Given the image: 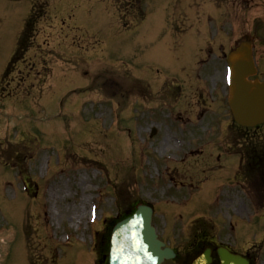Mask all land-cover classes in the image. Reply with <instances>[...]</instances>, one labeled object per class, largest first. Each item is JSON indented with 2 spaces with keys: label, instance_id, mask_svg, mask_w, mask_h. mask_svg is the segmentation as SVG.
<instances>
[{
  "label": "rangeland",
  "instance_id": "rangeland-1",
  "mask_svg": "<svg viewBox=\"0 0 264 264\" xmlns=\"http://www.w3.org/2000/svg\"><path fill=\"white\" fill-rule=\"evenodd\" d=\"M223 1L0 0V73L8 65L30 13L33 20L29 24L34 26L27 34L32 33L31 37H25L31 49L23 64H14L12 70L19 65L30 66L33 59V65H37L38 58L37 75L32 66L23 70L28 76L24 75L19 87L15 88L18 79L7 84L10 99L0 97V264H30L31 260L34 264L94 263L93 234L100 226L99 221L89 223V208L98 207L99 218L101 214L107 217L104 214L108 211L113 215L114 198L119 190L116 186L123 189V182L139 188L144 183V166L149 163L144 153V138L148 135L145 132L156 127L142 122L152 118L145 114V104L168 102L173 80H168L165 70L171 64L185 65L176 62L175 57L182 55L187 61L190 59L188 49L193 52L195 48L190 44L198 41L197 19H205L215 8V13L222 17L223 10L228 8L224 4L227 1ZM263 7L264 1L260 0L247 11V20L258 17L255 24L262 35L255 44L261 51L264 50ZM233 9L232 6L226 10L231 13L230 19ZM210 19V24L219 25L216 15ZM223 24L232 42L238 36V26ZM246 29L249 31L250 25ZM221 30L219 26V34L224 33ZM15 62L17 58L11 64ZM95 74H99L98 81L91 80ZM104 74H109V78ZM147 80L149 96L144 94ZM99 81L109 82L112 88L99 90L102 84ZM154 81L163 90L162 95L152 93ZM115 83L121 87L117 94H113ZM189 93L190 89L184 96L187 105L192 99ZM143 95L147 97L145 100ZM176 104L182 106L179 99ZM182 108L184 117L195 112L191 105ZM169 114V109H163L158 115L164 118ZM163 128L156 127L162 139L158 135L148 139L164 159L159 153L168 143L166 140L172 139L173 147L179 142ZM157 168L150 166L153 186L158 178ZM220 169L217 168L218 175L224 170ZM210 170L211 166H197L189 175L210 179ZM216 182L207 184L199 194L213 193ZM140 187L139 198L156 199L159 212L164 202L155 198L158 193L151 194L156 191ZM238 191L236 188L235 193ZM238 194L242 198V190L235 195ZM187 204L179 201L178 205ZM229 207L244 222L248 221V215L251 218V223L243 226L245 233L252 232L249 238L256 239L254 232L260 229L264 237V203L258 209L255 219L261 222L257 224L251 214L254 209L247 200L234 201ZM221 208L219 218L212 217L215 226L229 228V222L234 219L236 245L252 243L249 238L238 237V219ZM190 220L176 219L172 225L181 229L164 231L166 242L180 251L181 256L186 237L181 226ZM232 230L226 235L230 236V243ZM257 264H264V250Z\"/></svg>",
  "mask_w": 264,
  "mask_h": 264
},
{
  "label": "water",
  "instance_id": "water-1",
  "mask_svg": "<svg viewBox=\"0 0 264 264\" xmlns=\"http://www.w3.org/2000/svg\"><path fill=\"white\" fill-rule=\"evenodd\" d=\"M244 47H241L237 52L244 51ZM242 63L236 64L233 68V79L231 85V98L230 107L235 121L242 126H254L256 124L264 122V84L248 83L244 80V77L249 73L245 68V64L248 62L247 57H243ZM148 219V217H146ZM139 216L136 218L135 226L140 229L142 226L146 227L144 231H140L136 234V238L144 236L145 244H148V251H151V255H161L158 252L157 242L153 232L148 229L147 219ZM122 237V236H121ZM223 264H242L237 258L228 259L226 255L220 253ZM231 260V261H230ZM131 263V260L128 261ZM133 263V261H132ZM208 254H205L202 258L197 260L194 264H208Z\"/></svg>",
  "mask_w": 264,
  "mask_h": 264
},
{
  "label": "flooded vegetation",
  "instance_id": "flooded-vegetation-1",
  "mask_svg": "<svg viewBox=\"0 0 264 264\" xmlns=\"http://www.w3.org/2000/svg\"><path fill=\"white\" fill-rule=\"evenodd\" d=\"M256 1L258 0H239L238 2V6L241 10V13H242V16L243 18L241 19L240 21V28H241V36L239 37L241 40L239 41H245L247 40L248 38V35H247V31L245 30V27H246V21H245V16H246V11H247V8L252 6L253 3H255ZM251 33V32H250ZM256 36V32H254V37ZM212 40L208 39L206 42L208 43L207 46L205 47V50H203V58H199L201 59L200 61V67H199V70H200V75L203 77L204 75V78H205V81L206 82H210V84H214L215 87H217V84L219 85V83L222 84L221 82V69H220V62L222 60L223 61H226V54L229 53L231 51V48L229 46V43H225L223 40H220L219 38V41H216L215 40V37L212 36L211 37ZM253 57H254V61H255V67L257 69V73H258V76L260 74V71L263 70V62H262V57L261 55H259L257 53V51H255V49H253ZM208 103V99H206L204 101V106H206ZM211 104H215V109L218 111L220 110L221 108V105L219 104V100L214 99L213 101H211ZM202 104H200L201 106ZM225 135L228 136L229 133H224ZM191 146L188 148V150H191ZM203 152L201 151H189V155H194V154H202ZM184 159H182L179 163V165H182V162H183ZM219 157L217 158V161H219ZM201 166H203L204 168H207L211 165H208V164H203V163H200ZM174 171H181L183 172L182 170H179L178 167H175L174 168ZM169 175H174L176 174V172L172 173V172H169L168 173ZM179 174V173H178ZM176 179V178H175ZM177 181H189L190 182V185H193L191 182H195L194 180H191V179H181L179 178V176H177Z\"/></svg>",
  "mask_w": 264,
  "mask_h": 264
},
{
  "label": "bare ground",
  "instance_id": "bare-ground-1",
  "mask_svg": "<svg viewBox=\"0 0 264 264\" xmlns=\"http://www.w3.org/2000/svg\"><path fill=\"white\" fill-rule=\"evenodd\" d=\"M51 196H53V194H51ZM135 223L136 222H134V224L126 225L123 228H121V229H127L128 228L129 231H128V233H126V238H125V236H123V237L118 236L119 240H120V245H122V246L125 245L126 244L125 240H127L128 243H131L132 241H137L136 240V234L139 232V229L136 228ZM116 243H118V238H117V242ZM122 246H120V248ZM130 246H131V249H132L133 245L130 244ZM138 247H139V245L137 244V245H135L134 248H138Z\"/></svg>",
  "mask_w": 264,
  "mask_h": 264
}]
</instances>
